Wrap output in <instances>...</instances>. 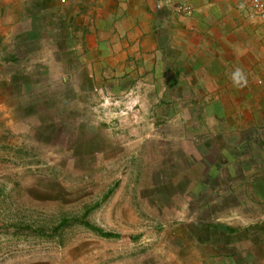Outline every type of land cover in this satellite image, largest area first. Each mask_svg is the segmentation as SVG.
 Returning a JSON list of instances; mask_svg holds the SVG:
<instances>
[{
    "label": "crops",
    "instance_id": "1",
    "mask_svg": "<svg viewBox=\"0 0 264 264\" xmlns=\"http://www.w3.org/2000/svg\"><path fill=\"white\" fill-rule=\"evenodd\" d=\"M27 20L32 37L46 34L58 49L33 82L67 84L63 99H94L99 108L110 100L122 115L127 103L139 123L131 131L164 144L168 192L193 196L206 212L177 224L187 231L180 237L194 241L195 257L264 264V23L249 2L33 0ZM237 67L248 78L243 89L230 79Z\"/></svg>",
    "mask_w": 264,
    "mask_h": 264
},
{
    "label": "rangeland",
    "instance_id": "2",
    "mask_svg": "<svg viewBox=\"0 0 264 264\" xmlns=\"http://www.w3.org/2000/svg\"><path fill=\"white\" fill-rule=\"evenodd\" d=\"M32 6L0 0V264H205L177 224L206 212L168 192L165 146L131 131L139 123L128 104L122 115L110 100L99 108L63 99L67 84L33 82L58 49L29 33ZM47 90L55 98L32 93ZM82 218L119 237L99 236Z\"/></svg>",
    "mask_w": 264,
    "mask_h": 264
},
{
    "label": "built area",
    "instance_id": "3",
    "mask_svg": "<svg viewBox=\"0 0 264 264\" xmlns=\"http://www.w3.org/2000/svg\"><path fill=\"white\" fill-rule=\"evenodd\" d=\"M243 1L249 2L252 8L253 15L258 16L264 23V0H243ZM177 9L180 11L183 10L188 14L191 13V8L188 5H179Z\"/></svg>",
    "mask_w": 264,
    "mask_h": 264
},
{
    "label": "clouds",
    "instance_id": "4",
    "mask_svg": "<svg viewBox=\"0 0 264 264\" xmlns=\"http://www.w3.org/2000/svg\"><path fill=\"white\" fill-rule=\"evenodd\" d=\"M230 79L233 86L238 89H243L248 86L247 75L240 67H237L232 71Z\"/></svg>",
    "mask_w": 264,
    "mask_h": 264
},
{
    "label": "trees",
    "instance_id": "5",
    "mask_svg": "<svg viewBox=\"0 0 264 264\" xmlns=\"http://www.w3.org/2000/svg\"><path fill=\"white\" fill-rule=\"evenodd\" d=\"M112 189H110L109 191H111ZM89 209L90 208H86V210L84 211V216L87 214V211H89ZM87 216V215H86ZM66 221H68V220H66V219H64L63 221H62V223H65ZM70 221H73L74 222V220H70ZM77 221V220H76ZM79 222L80 223H82L85 227H90V228H92L94 231H95V233H97L99 236H101V237H104V238H116V237H119V235L118 234H116V233H112V232H105V231H103L102 229H100V228H98V227H96V226H93V225H91V224H89L84 218H82V220H79Z\"/></svg>",
    "mask_w": 264,
    "mask_h": 264
}]
</instances>
